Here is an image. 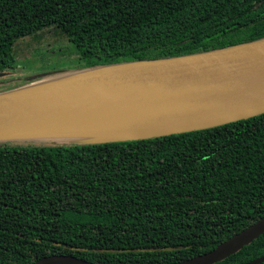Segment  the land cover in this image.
Instances as JSON below:
<instances>
[{
	"label": "trees",
	"instance_id": "trees-1",
	"mask_svg": "<svg viewBox=\"0 0 264 264\" xmlns=\"http://www.w3.org/2000/svg\"><path fill=\"white\" fill-rule=\"evenodd\" d=\"M53 29L70 53L51 56L65 61L52 67L48 57L41 66L27 62L29 73L260 40L264 0H0V72L23 67L16 52L22 40ZM263 217L264 114L114 143H0V264L53 255L172 264L214 250ZM164 247L174 249L108 251ZM262 257L264 234L216 264Z\"/></svg>",
	"mask_w": 264,
	"mask_h": 264
},
{
	"label": "water",
	"instance_id": "water-1",
	"mask_svg": "<svg viewBox=\"0 0 264 264\" xmlns=\"http://www.w3.org/2000/svg\"><path fill=\"white\" fill-rule=\"evenodd\" d=\"M232 61L264 63V38L184 56L32 74L24 84L0 91V143H114L210 129L264 114L263 88L235 71L214 67ZM8 74L0 72V79L7 80ZM254 74L264 81V71ZM226 96L247 101L232 107L224 103ZM210 103L217 107L205 108ZM263 234L264 217L214 250L172 264H216ZM262 262L264 257L247 264ZM30 264L95 263L53 255Z\"/></svg>",
	"mask_w": 264,
	"mask_h": 264
},
{
	"label": "rangeland",
	"instance_id": "rangeland-1",
	"mask_svg": "<svg viewBox=\"0 0 264 264\" xmlns=\"http://www.w3.org/2000/svg\"><path fill=\"white\" fill-rule=\"evenodd\" d=\"M55 34V30H49L46 32L41 33L38 37L35 39L33 38H27L22 40L18 45H17V54L18 58L20 60H24L23 67L26 69H23V67L18 68L17 70H13L8 72V77L5 78L7 80L0 79V84L1 81L2 83H7L3 84L5 87H8L9 84L11 85H19V84H24L26 77H29L32 75L29 73V64L27 62H33V66H41L44 59L46 57L49 58V61L51 63H48L49 67H52L53 65L57 64H63L65 61H59V60H54L50 59L52 58L51 56H62L64 53H70V50H67L69 48V43L67 41L60 40ZM55 36V37H54ZM63 45V51H60L58 49V45ZM47 58V59H48ZM70 58L69 56H66L65 59ZM26 60V61H25ZM29 60V61H28Z\"/></svg>",
	"mask_w": 264,
	"mask_h": 264
},
{
	"label": "bare ground",
	"instance_id": "bare-ground-1",
	"mask_svg": "<svg viewBox=\"0 0 264 264\" xmlns=\"http://www.w3.org/2000/svg\"><path fill=\"white\" fill-rule=\"evenodd\" d=\"M214 67L219 68H225L226 70L235 71L236 75L238 77H241V79L247 80L253 84H257L259 87L264 89V81H259L254 74L255 70L264 71V63H245L241 61H232L230 63H219L215 65ZM224 103L229 104L232 107L241 106L243 103H245L247 100H240L233 96H226L223 97ZM211 108L217 107V103H210L206 105Z\"/></svg>",
	"mask_w": 264,
	"mask_h": 264
}]
</instances>
